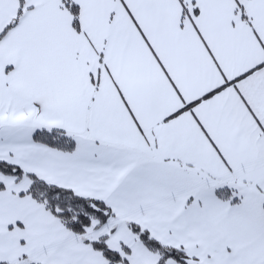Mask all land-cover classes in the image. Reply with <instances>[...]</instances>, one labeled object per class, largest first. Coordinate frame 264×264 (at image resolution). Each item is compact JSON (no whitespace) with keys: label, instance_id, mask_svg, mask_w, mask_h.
Masks as SVG:
<instances>
[{"label":"snow or ice","instance_id":"6c2138e0","mask_svg":"<svg viewBox=\"0 0 264 264\" xmlns=\"http://www.w3.org/2000/svg\"><path fill=\"white\" fill-rule=\"evenodd\" d=\"M0 264H264V0H0Z\"/></svg>","mask_w":264,"mask_h":264}]
</instances>
